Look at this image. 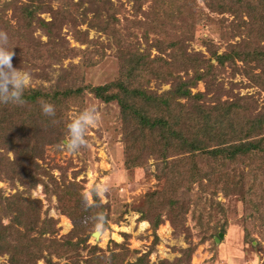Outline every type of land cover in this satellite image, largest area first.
<instances>
[{
	"label": "trees",
	"instance_id": "obj_1",
	"mask_svg": "<svg viewBox=\"0 0 264 264\" xmlns=\"http://www.w3.org/2000/svg\"><path fill=\"white\" fill-rule=\"evenodd\" d=\"M125 1L132 3V19L123 13L119 6L122 3L114 7L111 0H83L86 7L80 14L81 19L77 20V15H69L73 11L77 14L75 5L68 8V0H64L58 10L52 13L50 5H47L46 10L52 14V20L46 22L37 16L45 10L43 3L39 0H28L27 4L17 8L19 17L15 27L0 21V31L6 32L16 47L19 46L18 40L25 39L33 28L41 29L49 40L53 39L49 44L52 48L48 49L44 44L41 49L38 44L37 49L33 47L28 52L26 60L41 67L50 63L48 68L57 72L56 81L49 89H25L22 104L0 103V153L13 152L15 157L12 162L16 161V165L7 167L11 162L5 155H0V179L6 178V173L16 168L21 170H17L15 174L22 179L21 184L26 192L35 188L37 179L34 181L28 165L23 170L17 167L20 166L17 160L21 161L25 157L24 160L32 162L35 156H41L36 154L34 148L37 136L40 138V145L50 143L58 146L66 133V113L71 106L82 107L85 92L88 91L101 102L115 103L119 108L122 141L127 156L124 161L126 168L139 167L147 170L145 162L151 157L155 179L163 181L162 191H156L148 198L147 214L145 210H138L140 218L148 220L153 233L161 223V212H165L174 230L183 228L190 204L193 211L198 209L196 222L201 227L207 225L203 224V213L206 222L210 221V209L213 204L219 203L213 198L217 194L214 179L219 182L227 181L224 183L227 184L228 177L222 172L228 167L234 170L235 165H242L247 168V172H232L234 183L231 189L242 193L244 222L248 223L246 226L250 224L244 228V238L252 243L256 233L264 239V107L258 105L253 97L255 95L235 98L231 91L224 90L222 84L217 82L219 68L223 69L225 64L234 66L236 61H240L244 65L253 64L251 67L259 70L255 73L246 67L244 77L264 91V0H207L206 5L210 10L221 14L228 13L234 18L230 28L234 33L230 37L245 34V39L229 42L227 50L219 55L215 49L209 48V59H204L200 53L188 54L183 48L176 46L179 43L165 39L156 43L154 41L151 46L161 54L165 48L169 49L168 59L161 56L150 58L148 49L140 51L137 43L131 39L135 38L136 41L137 31L148 42L149 33L172 35L173 31L183 29L184 24L181 21L176 24L168 19L175 14L171 5L177 4H167L171 0H156V3L162 1L161 5L158 8L154 6L146 14L142 9L146 0ZM79 5L80 3L75 7L78 8ZM15 7L16 4L8 6L13 10H16ZM88 13H91V18H87ZM140 14L143 15V20H137ZM63 15L70 22L73 21V27L85 25L86 29L95 30L110 39L111 45L116 48L119 64L117 78L112 82L96 87L80 82L83 69L95 63L96 56L104 55L103 49L88 51L90 45L98 41L89 40L87 30L73 29L74 41L85 45L84 50H71L72 56L79 57L78 63L71 68L74 79L70 76L72 72L61 67L53 68V64L59 61L55 48L59 41V25L66 21L62 19ZM189 34L192 35V32ZM31 45L28 46L32 47ZM48 53L51 54L53 62H49ZM18 57L25 60L23 52L18 54L13 51L11 60L15 61ZM212 59L216 64L211 62ZM152 80L170 83V88L157 93L149 88ZM198 82L203 84L204 91L193 93L192 89L197 87ZM41 100L54 105V116L42 114ZM26 125L36 128V133L29 135L20 132ZM17 131L20 133L17 134ZM42 185L44 192L49 194L48 186L44 183ZM71 187L72 184L65 182L55 185V189L62 193H67ZM240 188L243 191H239ZM69 195L59 196H63V199L69 198L67 202H71L76 193ZM154 195L158 197L157 201H151ZM204 196H209L207 202H204ZM91 197L92 202L89 205H86L84 198H73L69 207H63V212L73 223L72 229L60 241L50 240V245L47 246H44L48 240L45 235L54 233L53 221L43 218L38 227V236L30 241L33 242L30 248L33 249L37 243L40 251L31 250V253L25 255V259L21 257L22 260L19 261L21 246L34 229L30 224L39 219L35 206L38 201L28 197L23 199L20 194L3 196L0 191V255L7 254L10 264H30L41 258L39 253L43 248L49 254L59 257L65 251L74 249L76 244L71 239L79 233L80 221H89L91 229L90 218L96 213L102 212L105 222L108 220L105 213L108 205L101 203L99 197ZM202 202L204 205L200 207ZM149 212L152 213L151 216L148 215ZM4 218H8L5 225L2 223ZM207 238H210V234L202 235L199 242H205ZM256 242L259 249L263 250L259 241ZM193 251L192 246L182 250V257L172 264L188 262Z\"/></svg>",
	"mask_w": 264,
	"mask_h": 264
},
{
	"label": "rangeland",
	"instance_id": "obj_2",
	"mask_svg": "<svg viewBox=\"0 0 264 264\" xmlns=\"http://www.w3.org/2000/svg\"><path fill=\"white\" fill-rule=\"evenodd\" d=\"M39 1L43 3L45 10L39 12L37 16L49 22L52 20L51 13L57 11L64 0ZM175 1L167 2V4L173 2L177 4L171 5V9L175 14L168 17V19L171 23L176 24L181 21L184 24L183 29L173 31V36L169 33L165 35L149 33L148 42H145L137 31L136 41L135 38L131 39L132 42L137 43L140 51L144 52L148 49L150 58L161 56L168 59L169 49L165 48L163 54H161L151 46L154 41L156 43V41L163 39L179 43L176 46L183 48L188 54L200 53L204 56V59L210 58V49H215L219 55L227 50L229 42L235 43L245 39V34L230 37L234 33V30H230L234 18L228 13L221 14L210 10L206 5L207 0ZM111 2L114 7H118L119 3H122L119 6L122 7L123 13L127 14L126 16L129 15L132 19V3L125 0H111ZM27 3L28 0H0V21L15 27L16 19L19 17V9L17 8ZM78 3L80 5L76 8ZM161 3H156V0H146L142 9L147 14L154 6L158 8ZM11 4H16V10L8 8ZM82 4L83 0H68V8H73L75 5L74 9L77 10V14L73 11L69 15H77V20H80V14L86 7V3ZM47 5H50L51 13L46 10ZM91 17V13H88L87 18ZM62 19H66V21L59 25L57 32L59 33V41L58 46L55 48L58 51L59 61L53 64V68L58 69V67H61L72 72L70 76L74 79V72L71 68L78 63L79 57L72 56L71 50L85 49V45H80L74 41L73 29L75 28L78 31L79 29L82 31L87 30V38L98 41L99 44L90 45L88 51H98L99 49L104 51L102 57L96 56V62L83 69L81 84H87L90 87L102 86L117 78L119 64L116 48L111 45L110 39L95 30L86 29L85 25L79 24L73 27V21L70 22L67 16L64 17L63 15ZM139 19L143 20V15L140 14L137 20ZM242 30L245 29L242 28ZM190 32H192V35L189 34ZM52 41L53 39L49 40L39 28H33L30 35H27L25 39L20 38L17 47L12 44L11 38L8 36L7 47H13L12 51L18 54L23 52L25 58V60H20V57L16 58L15 61L11 60L14 68H22L30 74V81L25 89H38L40 87L49 89L55 83L57 72H52V68H48L50 63H46L41 67L37 63L34 64L26 60V55L30 50H33V47L36 48V45L40 44L38 46L42 49L45 44L50 49L52 47L49 44ZM148 46L150 47L148 48ZM48 56L49 62H53L51 54L48 53ZM211 62L216 64L214 59ZM235 63L234 66L225 64L223 69L219 68L217 82L222 84L224 90L231 91L233 96H236L235 98L255 95L253 97L256 98L258 105L264 107V91L244 77L246 67H249V70L251 69L250 71L255 73L259 70L251 67L253 64L251 66L249 64L244 65V62L240 61ZM181 74L183 76V72ZM75 83H78V81ZM149 88L160 93L169 89L170 83L152 80L149 83ZM196 91H204L201 82H198L197 87L192 89L193 93ZM222 99H225V97H222ZM88 105H94L97 108L100 120L97 126L86 131L88 141L86 147L69 155L59 145L53 146L50 143L40 145V138L37 136L34 148L36 154H41V156H35L32 162L24 160V156L23 160H17L20 162V166L17 167L22 170L28 165V171L34 175V181L37 179L35 188L31 189L30 192H26L25 187L21 184L22 179L15 174L18 170L16 168L13 171L5 172L8 176L0 179V191L3 196L20 194L23 199L28 197L30 200L38 201L35 206L39 219L30 224L34 229L27 235L24 244L21 246L22 250L20 256H18L19 261L22 260L21 257L24 258L25 255L31 253V250H39L37 243L31 249L30 246L33 242L30 241L31 238L38 236V227L43 218L53 221L52 228L54 232L45 235L48 240L44 243V246L50 245V240L60 241L63 236L68 235L73 223L63 212V207H69L73 198L85 199V192L89 185L98 182L108 186V191L104 196L99 197L101 203L108 205L105 210L108 220L104 232L98 235L96 239L91 236L93 231L92 227L91 229L89 227V221H80L78 223L79 233L71 239V242L76 244L74 249L65 251L59 257L53 253L49 254L48 250L43 248L42 252L39 253L41 258L33 260L30 264H163V262L172 264L182 257V250L189 249L191 246L194 247V251L190 254L189 261L180 264H264V239L254 233L255 241L249 243L245 240L244 228L248 223L244 222L245 206L242 193L236 189H231L232 183H234L232 172L235 170L238 174L240 172L245 174L247 168H243L242 165H235L234 170L232 167L226 168L222 173H226L225 177H228L229 182L227 184H224L227 181L219 182L214 179L213 183H216L214 186L217 194L213 198L214 201L219 203L212 205L210 221L206 222L203 213V224L206 223L207 225L201 227L196 222L198 209L193 211L194 208L190 204L185 214L183 228L174 230L165 212H161V223L158 224L155 233H153L148 220L140 218L141 214L138 211L145 210L147 214L148 198L156 191H162L163 181L155 179L152 158H147L145 162L147 170L139 167L126 168L124 161L127 156L124 153V143L122 141L120 111L115 103L105 104L86 91L83 106H71L66 113V117L69 118ZM23 127L20 132L29 135L36 133V128L32 129L30 125ZM20 132L17 131V134ZM24 144H26V136L24 137ZM0 155L2 157L5 155L11 162L7 167L16 165V161L12 162L15 157L13 152H3ZM18 171L21 172V170ZM64 182L72 184L67 193L55 189V185ZM43 183L48 186L49 194L44 192ZM238 190L243 191L241 188ZM69 193H76V196L71 198V202H67L69 198L63 199L65 195L70 196ZM60 194L63 196H59ZM204 198V202H207L209 196H204ZM152 200L157 201L158 197L154 195L151 198ZM91 202L92 197L90 196L87 198L86 205L91 204ZM204 202L200 204V207H203ZM148 215L151 216L152 213L149 212ZM140 222H145L147 228L141 229ZM2 223L3 225L7 224L8 218H4ZM249 225L246 227H249ZM208 234H210V238H207L205 242H199L202 235ZM79 239L81 240L79 241ZM256 241H259L263 250L259 249ZM0 264H10L7 254L0 255Z\"/></svg>",
	"mask_w": 264,
	"mask_h": 264
},
{
	"label": "clouds",
	"instance_id": "obj_3",
	"mask_svg": "<svg viewBox=\"0 0 264 264\" xmlns=\"http://www.w3.org/2000/svg\"><path fill=\"white\" fill-rule=\"evenodd\" d=\"M8 35L0 31V103L22 104L23 93L30 81V74L22 68H14L11 64L12 48L7 47ZM40 110L46 116H54V105L48 101H40ZM100 114L94 105H88L72 114L65 123L66 133L59 147L69 155L86 147V131L98 125ZM108 186L102 183L90 184L85 192V202L90 196L102 197ZM91 219L94 234H102L105 230V216L96 213Z\"/></svg>",
	"mask_w": 264,
	"mask_h": 264
},
{
	"label": "crops",
	"instance_id": "obj_4",
	"mask_svg": "<svg viewBox=\"0 0 264 264\" xmlns=\"http://www.w3.org/2000/svg\"><path fill=\"white\" fill-rule=\"evenodd\" d=\"M140 224H141V225H140V228H141V229H143V228H145V229H146V228H147V227H146L147 225H146V223H145V222H140ZM141 226H142V227H141Z\"/></svg>",
	"mask_w": 264,
	"mask_h": 264
},
{
	"label": "water",
	"instance_id": "obj_5",
	"mask_svg": "<svg viewBox=\"0 0 264 264\" xmlns=\"http://www.w3.org/2000/svg\"><path fill=\"white\" fill-rule=\"evenodd\" d=\"M100 235V234H99ZM92 237H94V238H96L97 239V237H98V235L97 234H94V233H92V235H91ZM220 236V235H219Z\"/></svg>",
	"mask_w": 264,
	"mask_h": 264
}]
</instances>
